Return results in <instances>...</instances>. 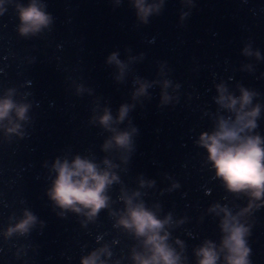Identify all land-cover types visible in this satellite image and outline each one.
Masks as SVG:
<instances>
[{
  "label": "water",
  "instance_id": "water-1",
  "mask_svg": "<svg viewBox=\"0 0 264 264\" xmlns=\"http://www.w3.org/2000/svg\"><path fill=\"white\" fill-rule=\"evenodd\" d=\"M28 2L4 0L0 14V97L12 89L14 100L31 103L18 132L6 133L11 124L0 122V264H80L100 248L105 264H134L144 245L117 223L126 197L161 218L171 214L168 243L182 264H197L194 249L206 240L220 245L221 208L248 227L250 264H264V198L249 206L248 194L229 191L198 144L220 117L234 118L217 102V85L237 97L241 86L256 93L249 107L259 104L260 115L250 134L264 137V0H147L159 6L148 24L135 16L133 0H38L52 22L22 36L16 4ZM113 51L122 71L106 62ZM141 85L146 92L134 95ZM122 103L134 107L113 127H138L131 154L103 150L112 133L95 119L105 106L115 117ZM76 155L102 168L107 157L119 177L108 188L109 207L92 220L59 216L46 192L56 158ZM24 209L37 223L6 235Z\"/></svg>",
  "mask_w": 264,
  "mask_h": 264
},
{
  "label": "clouds",
  "instance_id": "clouds-1",
  "mask_svg": "<svg viewBox=\"0 0 264 264\" xmlns=\"http://www.w3.org/2000/svg\"><path fill=\"white\" fill-rule=\"evenodd\" d=\"M133 2L135 16L143 24L149 23V16L154 9L159 14L158 5L149 4L147 0H133ZM3 3L4 0H0V14L4 12ZM45 8L46 5L38 0H29L27 4H16L20 35L28 36L30 33L35 35L51 24L52 15ZM257 57L259 58L258 51ZM106 62L108 64L114 62L121 71L123 70L124 63L118 58L116 51L108 55ZM167 83L166 81L165 86ZM216 87L220 93L217 102L230 110L234 118L220 117L211 132L200 133L198 144L207 149V159L215 170V176L223 181L229 191L248 194L251 197L249 201L251 206L252 200L264 198V137L250 134L251 130L257 127L260 105L249 107L256 93L243 86L240 87L238 97L227 93L224 85ZM146 88L147 85H141L134 95L145 93ZM12 91L8 89L7 94L0 97V122L8 121L11 124V127H5L6 133L18 132L21 127L19 122L29 119L27 113L31 107L29 102L14 100L10 94ZM82 91L83 86H78L77 93ZM169 99L167 93L162 92V100L167 102ZM132 107L134 105L120 104L118 114L113 117L111 109L105 106L103 112L95 117L105 130L112 133L102 144L103 150L107 151L109 147L115 146L132 153L133 134H138V127L133 125L131 131L113 127L114 123H122L128 117ZM103 163L106 167L102 168L93 159L80 155H76L71 161L56 158L52 165L55 176L46 192L49 199L63 210L58 213L59 216L64 217L68 211H71L92 220L101 209L109 207L110 197L107 191L119 177L110 170L112 164L107 157L104 158ZM143 183L144 181H141V184ZM123 199L125 208L117 223L131 230L136 237L143 238L144 252L133 253L134 264H182L180 255L168 243L170 233L165 225L171 221V214L161 218L143 201L134 202L131 197ZM216 207L220 206H211L213 210ZM221 210L224 212L219 225L223 233L221 243L217 246L213 241L206 240L194 249L197 264H217L221 251L225 253L224 264H250L251 248L246 239V236L250 235L248 227L241 224L237 216L227 208ZM36 223L37 216L30 210L24 209L23 218L17 224L10 225L6 235L10 236L12 232L24 234ZM39 223L43 226L45 222L40 220ZM177 242L182 243L179 238ZM103 251L104 248H100L91 251L87 256H82L80 264H105V261L100 259Z\"/></svg>",
  "mask_w": 264,
  "mask_h": 264
}]
</instances>
